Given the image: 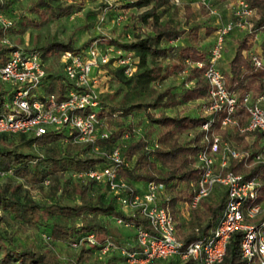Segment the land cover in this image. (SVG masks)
I'll use <instances>...</instances> for the list:
<instances>
[{"label": "trees", "instance_id": "obj_1", "mask_svg": "<svg viewBox=\"0 0 264 264\" xmlns=\"http://www.w3.org/2000/svg\"><path fill=\"white\" fill-rule=\"evenodd\" d=\"M15 1L17 0H0V12ZM216 1L219 5H226L233 0ZM243 1L252 12V17L248 19L250 29L237 30V33L233 30L228 34L224 41L223 53L231 45L228 42L229 37L236 35L233 37L235 42L230 47L232 53L225 65L219 66L225 90L237 98L232 117L238 125H243L246 121L241 98L249 94L251 99L255 100L264 86V67H254L249 59L251 53L261 55L264 51L262 41L255 40L258 33H261V36L264 33V0ZM166 2L167 0H126L124 4L126 8L139 11L134 17L149 32L143 36L135 35L129 41L109 39L107 42L109 46L120 50L121 56L131 58L133 66L131 72L125 74L124 66L116 65L114 57L101 65L99 72L103 71L112 76L111 78L118 83L130 88L133 94L147 90L151 98L147 102H131L130 94L126 91L119 102L113 101L110 105L100 98L98 92V106L94 112L106 133L105 137H96L92 142H81L77 140L75 131L64 128H51L37 136L0 133L1 176L10 173L14 178L34 185L52 178L58 183L56 187L58 192H65L70 184L69 188L76 198L73 203L30 198L16 190L20 187L19 183L10 188L6 185L0 187V221L2 218H9L28 223L42 230V234L48 237L47 241L74 247L73 261L64 264H79L86 254L92 251L100 252L106 244L118 252H132L137 248L134 228L136 226L148 228L146 220L137 211L131 212L126 208L128 211L124 213L120 209L117 194L103 199L104 194L110 192L104 182L71 176L72 173L107 165V155L115 147L119 148L121 157V163L115 169V176L125 183L120 195L129 198L134 194H141L148 182L160 184L162 188L158 193L157 203L169 208L176 229L175 219L181 214L184 204L190 200L199 177L196 154L205 146L203 135L212 132L229 145L233 142V134L241 139L247 134L253 135L255 139L248 145H241L240 148V152H247V157L230 160L227 169L240 174L243 179L256 178L259 184L256 201L264 203V163L253 161L254 155L264 153V141L263 144H259L256 140H262V137L258 133L238 132L235 126H221L223 111L202 112L208 89L207 82L202 76L210 46V42L206 43V40L210 38L211 41L216 26L194 23L182 28L162 21L160 9ZM71 7L72 5L66 4L63 0H29L28 11L33 13L36 19L25 17L19 22L22 26L40 28L49 20L66 17L72 12ZM8 27L9 24L5 27L0 25V40L3 37L8 39ZM87 45L89 44L84 42L80 47H71L68 43L53 42L41 48L33 46L29 50L36 51L42 60L44 54L53 52L55 47L59 53L61 51L75 53ZM15 47H17L15 44L11 43L8 47L0 42V64H3L9 51ZM196 62L203 65L196 67L194 65ZM110 64L114 65L113 68H110ZM180 72H184V76L178 84L167 85L161 90L153 88L154 84H159L167 77ZM39 85H42L43 94L37 95L34 89L32 97L35 99L53 94L59 100L71 87L62 72H53L49 68L44 70ZM9 90L10 87L0 89V106L10 96ZM189 102L198 104L197 114L180 107H185ZM159 108H175L176 113L162 111L154 115L149 112V109ZM134 111L140 112L149 123L150 129L156 131L151 138L139 137L130 143L127 139L129 134L127 126L132 125L131 115ZM204 122H208L206 131L200 129ZM137 184L143 187L139 188ZM205 198L201 199L194 209L188 210L191 219L199 212L205 215L204 223L195 226L197 232L180 237L176 230V237L183 244L207 234L221 214L225 201L224 191L219 192L213 204L208 203ZM199 206L201 207L199 212L193 214ZM70 219L74 222L70 223ZM112 220L115 223L119 220L120 225H126L133 230L134 244L121 246L126 240L119 241V234L116 226L111 224ZM89 233L95 238L94 244L73 245L79 238ZM239 238V232L231 234L219 264H242ZM110 259L124 260L126 255L111 254ZM160 262L149 260L144 264ZM172 263L173 261L169 259L165 264ZM0 264L59 263L54 253L14 243L10 235L0 229ZM182 264L197 263L187 259Z\"/></svg>", "mask_w": 264, "mask_h": 264}, {"label": "built area", "instance_id": "obj_2", "mask_svg": "<svg viewBox=\"0 0 264 264\" xmlns=\"http://www.w3.org/2000/svg\"><path fill=\"white\" fill-rule=\"evenodd\" d=\"M176 2V0H173ZM203 2V0H201ZM230 5V19L216 25L207 55V65L202 76L207 82V97L202 107L203 113L220 112L224 115L220 125L235 126L238 132L258 133L264 140V86L261 93L252 100L249 94L241 98L246 113V121L238 125L232 117L237 105L234 94L225 90L223 76L218 63L222 59L225 38L233 30L249 31L247 20L251 10L243 0H233ZM120 16L117 17V20ZM9 22L0 19L5 27ZM264 44V33L261 36ZM0 42L8 47L11 42L3 37ZM120 50L106 46L98 48L91 43L78 52L61 51L59 60L61 72L71 84L63 98L57 100L53 94L35 99L34 89L44 75L42 60L34 50L20 47L11 49L7 59L0 64V83H6L10 96L0 106V133L40 135L46 130L68 129L77 134V140L92 142L96 137H105L106 133L97 119L94 109L98 106L97 92L93 85L97 83L95 74L99 67L115 58L116 65L124 66L125 74L133 70L131 58L121 56ZM249 59L256 68L264 67V51L261 55L251 53ZM201 67V62L194 64ZM208 122L200 125L206 131ZM124 138L126 135L123 136ZM205 146L196 154L199 177L195 183L190 200L184 204L181 214L194 209L214 186L225 193V201L215 226L201 238L183 244L176 237V229L169 208L157 203L161 185L153 182L145 184L141 194L129 198L121 196L125 183L115 176V169L121 163L119 148H113L107 155L108 164L101 168H92L72 173L74 178H87L104 182L108 190L117 194L121 207L137 211L147 222L148 228H134L136 250L121 254L130 262L144 264L149 260L190 259L197 264H219L225 254L227 242L233 232H239V253L242 264H264V206L256 201L258 181L256 178L243 179L238 173L227 169L232 159L245 158L247 152H238L226 142L221 141L212 132L203 135ZM253 161L263 162L261 154L253 156ZM1 175V173H0ZM44 180L43 183H46ZM117 223H120L117 220ZM126 226V225H125ZM197 232V228H194ZM45 240L48 237L45 236ZM94 244L95 238L87 234L73 245ZM111 247L106 244L100 251Z\"/></svg>", "mask_w": 264, "mask_h": 264}, {"label": "rangeland", "instance_id": "obj_3", "mask_svg": "<svg viewBox=\"0 0 264 264\" xmlns=\"http://www.w3.org/2000/svg\"><path fill=\"white\" fill-rule=\"evenodd\" d=\"M66 4L72 5V12L66 17L59 19L49 20L46 25L40 28H32L31 26H22L19 22L20 19L30 17L36 19L33 13L28 11L27 5L29 0H17L9 5V7L0 12V19L9 22L7 30L8 39L12 44L19 46L22 49H30L31 47L41 48L44 45L53 42H60L62 44L68 43L71 47H80L82 43L91 44L95 43L98 48L103 49L106 46L109 39L119 41H129L135 35L143 36L149 31L145 26L140 25L134 17L139 11L133 8H126L124 4L126 0H63ZM203 2H205L203 4ZM167 0L162 10L161 20L168 23L187 28L194 23L208 24L216 26L221 22H225L230 19V5H219L216 0ZM231 2V1H230ZM252 14V13H251ZM120 19L117 20V17ZM252 17L249 15L248 19ZM247 19V20H248ZM235 33H237V30ZM241 31V30H240ZM236 35L229 37L230 47L234 44ZM256 42L261 40V33H258L255 38ZM210 42V38L206 40V43ZM228 47L222 54V59L227 61L232 53V49ZM43 69L49 68L50 71L61 73V63L59 60V51L56 49L53 52L45 53L42 58ZM113 64H110V68H113ZM184 72L176 73L162 80L159 84H154L153 88L161 90L167 85H175L180 82ZM97 83L93 85V89L99 94L100 98L108 104L112 102H119L122 95L127 91L129 93V99L131 102L149 101L150 92L147 90L140 91L137 94H133L130 88L118 83L112 76L104 73L103 71L95 74ZM42 85L35 88L37 95L43 94ZM8 89L9 86L6 83H0L1 88ZM264 105V102L261 103ZM185 111L197 114L198 104L195 102H189L187 105L180 106ZM179 107V108H180ZM176 113L175 108H159L149 109V112L158 115L161 112ZM126 124V123H125ZM131 126H127L128 142H134L139 137L151 138L155 134V131L150 129L149 123L141 115L140 112L134 111L131 115ZM255 139V136L247 134L242 139L238 135L233 134V142L230 146L236 151L240 152L241 145L250 144ZM257 143L263 144V139H256ZM264 157V153H261ZM17 183L20 187L16 190L20 193H24L30 198L45 200H58L62 203H73L76 201L73 192L71 191L70 184L68 182V189L65 192H58L56 187L58 183L48 178L46 183L41 184H29L23 180L14 178L10 173L6 175H0V187L6 185L7 187H13ZM142 188V186H140ZM220 188L214 186L209 195L204 199L208 203L213 204L219 196ZM114 193L107 192L104 194L103 199L108 196H112ZM264 202V200H263ZM264 206V203H261ZM200 206L193 211V214L199 212ZM124 213L128 210L124 207L120 208ZM184 213V215H177L175 219L177 234L182 237L189 233H194L195 226L202 225L205 221V215L199 212L191 219L190 212ZM73 223L74 220H69ZM77 222V220L75 221ZM111 224L116 226V231L119 234V241H124V245L129 246L134 244L132 236V229L128 226H122L119 223H115L114 220ZM0 229L7 235H10L12 242L21 244L23 246L32 247L35 250H46L54 253L57 262L64 264L66 262H72L75 254V248L72 246H65L60 242H50L45 240L42 230L34 228L32 225L24 222H18L9 218H2L0 221ZM120 243V242H119ZM121 244V243H120ZM123 244V243H122ZM116 252V253H115ZM118 254L121 252L116 249H108L104 252L92 251L84 257L79 264H138L130 262L127 259L113 260L111 261L110 255ZM122 255V254H121ZM169 260V259H168ZM168 260H161L159 264H165ZM172 264H182L184 260L173 258Z\"/></svg>", "mask_w": 264, "mask_h": 264}, {"label": "crops", "instance_id": "obj_4", "mask_svg": "<svg viewBox=\"0 0 264 264\" xmlns=\"http://www.w3.org/2000/svg\"><path fill=\"white\" fill-rule=\"evenodd\" d=\"M225 63H226V61H224V60H220L219 63H218V66H224ZM137 186H138L139 188H140V186L143 187V185H140V184H137Z\"/></svg>", "mask_w": 264, "mask_h": 264}]
</instances>
